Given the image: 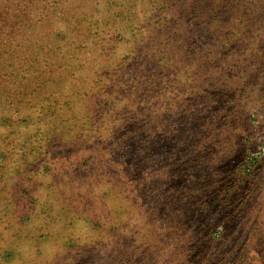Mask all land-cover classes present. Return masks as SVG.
<instances>
[{
  "label": "rangeland",
  "instance_id": "1",
  "mask_svg": "<svg viewBox=\"0 0 264 264\" xmlns=\"http://www.w3.org/2000/svg\"><path fill=\"white\" fill-rule=\"evenodd\" d=\"M0 264H264V0H0Z\"/></svg>",
  "mask_w": 264,
  "mask_h": 264
}]
</instances>
